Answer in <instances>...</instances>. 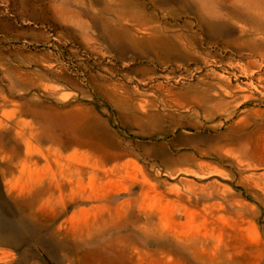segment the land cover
Here are the masks:
<instances>
[{
    "label": "rangeland",
    "instance_id": "374dc122",
    "mask_svg": "<svg viewBox=\"0 0 264 264\" xmlns=\"http://www.w3.org/2000/svg\"><path fill=\"white\" fill-rule=\"evenodd\" d=\"M0 264H264V0H0Z\"/></svg>",
    "mask_w": 264,
    "mask_h": 264
}]
</instances>
